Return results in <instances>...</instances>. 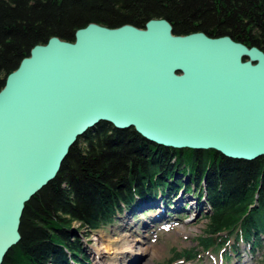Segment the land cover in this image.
Wrapping results in <instances>:
<instances>
[{
	"label": "water",
	"instance_id": "1",
	"mask_svg": "<svg viewBox=\"0 0 264 264\" xmlns=\"http://www.w3.org/2000/svg\"><path fill=\"white\" fill-rule=\"evenodd\" d=\"M107 122L176 149L264 156V52L229 35L90 22L34 45L0 89V264L25 204L78 137Z\"/></svg>",
	"mask_w": 264,
	"mask_h": 264
},
{
	"label": "trees",
	"instance_id": "2",
	"mask_svg": "<svg viewBox=\"0 0 264 264\" xmlns=\"http://www.w3.org/2000/svg\"><path fill=\"white\" fill-rule=\"evenodd\" d=\"M152 18L168 20L174 34L229 35L264 52V0H0V89L31 48L51 36L72 42L76 30L90 22L144 28ZM194 185L198 200L203 196L209 205L202 248L221 238L224 244L233 238L234 247L246 243L252 251L264 246V156L245 161L214 149L165 147L132 127L100 122L78 137L55 178L25 204L21 238L2 264H86L80 229L112 223L138 196L194 194ZM175 257L192 260L197 254L185 250Z\"/></svg>",
	"mask_w": 264,
	"mask_h": 264
},
{
	"label": "rangeland",
	"instance_id": "3",
	"mask_svg": "<svg viewBox=\"0 0 264 264\" xmlns=\"http://www.w3.org/2000/svg\"><path fill=\"white\" fill-rule=\"evenodd\" d=\"M175 178H181L183 179V182L187 184L189 183V177L183 176V174H178ZM201 185L204 189H206L205 181L201 183ZM193 187L196 188L195 185ZM199 191L200 190L196 188L194 194L192 195V193L188 194L186 191L180 190L178 194L176 193V197H174L175 193L172 195L168 193L167 197L164 195L167 200L165 201V209L167 211H174H171V214L169 213L166 223L165 221L158 222L154 225H152V223V226L147 230L143 228L142 220H151L152 217L150 218L149 216L153 215L154 208L146 206L142 208V210H135L131 213L132 215L125 213L128 212L127 210L131 211L134 210L132 208L145 204L146 202L144 201L139 203L136 202L132 206L130 205V208L124 207L123 210H125V212L123 211L112 223L107 224L104 227L90 232L84 228L80 229L79 236L82 233V237H80V239L84 252L88 257L87 264L94 263L91 250L97 247V242L100 241V236L102 241H105V244L108 239L109 241H114V244L119 245L121 244V241L117 238H119V236H123L125 233L130 234L131 232L133 233V236L130 237L128 235V237L125 238V241L131 240L133 237L139 238L141 236L143 237L142 245L144 247L150 251L151 249L157 250L156 255L152 258L150 256V252L136 254L137 257L135 258H139L134 264H264V246L258 247L252 251L246 243L235 242L236 247H234L233 238L225 244L221 241L223 240L222 238L216 239L214 240V246L212 248H210V246L208 248H202L200 246L199 237L203 235L206 229V216L209 212V205L205 204L204 198L202 197V199L199 200L202 204L200 212H197L194 207H190L191 204L195 203V199H198L197 192ZM180 196L183 198L180 204L181 208L174 209L173 203ZM171 197L174 198L171 200ZM158 203H160V201H157L155 205ZM125 216L129 219L127 222L130 223V226H132V230L135 231V233L133 231L129 232V230H125L123 226ZM77 226L78 224L74 223V227L76 228ZM185 250H193V252L197 254V257L192 260H184L181 257H175L176 254H180ZM135 251H137L136 248ZM127 257L130 259L133 258L130 253ZM74 264L79 263L74 262Z\"/></svg>",
	"mask_w": 264,
	"mask_h": 264
},
{
	"label": "bare ground",
	"instance_id": "4",
	"mask_svg": "<svg viewBox=\"0 0 264 264\" xmlns=\"http://www.w3.org/2000/svg\"><path fill=\"white\" fill-rule=\"evenodd\" d=\"M79 29V28H78ZM232 38V37H231ZM233 39V38H232ZM237 41V40H235ZM240 42V41H238ZM242 43V42H240ZM244 44V43H242ZM245 45V44H244ZM247 46V45H246ZM251 47V46H250ZM256 47V46H255ZM258 48V47H257ZM7 76V75H6ZM201 178V177H200ZM185 181V180H184ZM190 181V180H189ZM205 181V180H203ZM200 182V181H199ZM168 188V187H167ZM176 188V187H175ZM206 188V187H205ZM196 189V188H194ZM205 190V189H204ZM184 191V190H183ZM171 191H167L165 192V196L167 197V193H169ZM179 191L176 190L175 192V195L174 197H176V195L178 194ZM202 192V191H201ZM158 193V192H157ZM177 193V194H176ZM149 194V193H148ZM181 194V193H180ZM154 195V194H153ZM172 195V194H170ZM183 195V194H182ZM193 195V194H192ZM165 196L164 194L160 193L156 198H151V197H148L147 195H144L143 197L141 196H138L137 199L139 201H137V203L139 202H146L145 204H142V205H139V206H136L132 209L134 210H131V211H128V212H125V210H123L126 214H131L132 212H134L135 210H138V208H144L146 206H151V208H154V213L152 216H149L151 218V220H142V225H143V228H145V230L149 229L152 225L158 223V222H161V221H165V223L167 222L168 220V216H169V213L171 214V211H174V210H166L165 209V201H167L165 199ZM170 197V196H169ZM174 197H171V200L174 198ZM201 197V196H200ZM203 197V196H202ZM189 198V197H188ZM156 199V200H155ZM165 199V200H164ZM205 199V198H204ZM183 200V198L180 196L177 200H173L174 203V209L177 208V209H180V204H181V201ZM194 200V199H193ZM157 201H160V203L156 204L155 203ZM190 201V200H189ZM187 202V201H186ZM200 201L198 199H195V203L194 204H191L190 207H194V209H196L197 212H200L201 209H202V204L201 202L199 203ZM136 203V202H135ZM206 203V202H205ZM134 204V203H133ZM132 204V205H133ZM172 204V203H171ZM207 204V203H206ZM131 205V206H132ZM153 206V207H152ZM126 208L128 206H123V208ZM200 208V209H199ZM176 209V210H177ZM199 209V210H198ZM142 210V209H141ZM180 211V210H179ZM122 213V212H121ZM121 213H119L117 216H119ZM149 213V212H148ZM132 215V214H131ZM173 216V215H172ZM148 217V218H149ZM130 218V217H129ZM134 218V217H133ZM131 219V218H130ZM140 219V218H139ZM129 219H127V216H125L124 218V228L125 230H129L130 231H133L132 230V226H130V223H128ZM76 223V222H74ZM73 223V225H74ZM153 223V224H152ZM152 224V225H151ZM138 225V224H137ZM135 233V231H133ZM80 233V231H78V234ZM128 235L131 237L133 236V233L131 232L130 234H124L123 236H119V241H121V244L119 245H116L114 244V241H109L107 239V242L105 244V241H102L101 239V236L99 237V240L97 243V247L93 248L91 250V255H92V258L94 260V263L93 264H134L137 262V259L139 258H135L137 257L136 254H143L145 252H150V256L151 258L153 256L156 255L157 253V250L156 249H151L148 250L146 247H144L142 244H143V237H133V239L131 240H128V241H125V238L128 237ZM138 235V234H137ZM80 237H82V233L80 235ZM106 240V239H105ZM124 240V241H123ZM123 241V242H122ZM105 244V245H104ZM157 247V246H156ZM135 248L137 251H135ZM140 252V253H139ZM129 253L132 255V259L128 258L127 255H129ZM126 254V255H125ZM124 255V256H122ZM241 260V258H240ZM236 262V261H235ZM76 263V262H75ZM250 263V262H249ZM70 264H74L73 261H70ZM87 264V263H86Z\"/></svg>",
	"mask_w": 264,
	"mask_h": 264
}]
</instances>
